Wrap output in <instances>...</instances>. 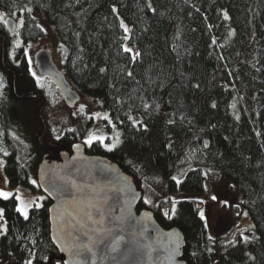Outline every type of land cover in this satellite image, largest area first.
I'll return each mask as SVG.
<instances>
[{
    "label": "trees",
    "instance_id": "16d2710c",
    "mask_svg": "<svg viewBox=\"0 0 264 264\" xmlns=\"http://www.w3.org/2000/svg\"><path fill=\"white\" fill-rule=\"evenodd\" d=\"M0 12L23 19V44L44 36L43 22L56 34L67 79L120 131L112 149L97 140L87 153L113 160L150 196L138 211L179 228L187 264H264V0H0ZM12 44L0 20V156L11 187L42 192L32 184L39 163L59 159L51 114L57 106L71 118L72 108L50 102L25 45ZM82 137L73 129L62 139L72 147ZM207 171L230 181L251 222L216 242L198 200L171 198L202 193ZM50 203L45 196L26 220L15 196L0 197V264H25L29 249L33 264H63Z\"/></svg>",
    "mask_w": 264,
    "mask_h": 264
},
{
    "label": "water",
    "instance_id": "95a60500",
    "mask_svg": "<svg viewBox=\"0 0 264 264\" xmlns=\"http://www.w3.org/2000/svg\"><path fill=\"white\" fill-rule=\"evenodd\" d=\"M5 20L10 21L6 29L14 37L16 18L8 15ZM35 63L73 108L81 93L56 65L51 50L39 49ZM37 184L51 201L50 237L63 264H187L183 259L185 239L179 228L163 227L150 209L138 211L143 192L133 177L110 158L87 153L83 142L74 143L70 151L59 154V159L45 154L38 165ZM86 212H91L92 220ZM85 231L103 243L91 251L80 248L81 243L89 242ZM75 235L80 239L73 240ZM120 237L123 239L113 252L111 243Z\"/></svg>",
    "mask_w": 264,
    "mask_h": 264
},
{
    "label": "rangeland",
    "instance_id": "374dc122",
    "mask_svg": "<svg viewBox=\"0 0 264 264\" xmlns=\"http://www.w3.org/2000/svg\"><path fill=\"white\" fill-rule=\"evenodd\" d=\"M3 18L6 19L8 14L0 12ZM3 21V20H2ZM20 19L17 18V30L13 37L12 48L21 47L25 45L24 51L27 54L26 57L30 62L31 72H35L37 82L47 91L49 100L53 105H57L61 101V94L58 88L53 82L42 76L34 64V54L37 50L42 48H48L52 51L53 60L56 65L62 69L63 55L59 51L58 39L53 30L46 23L43 22L45 29L44 36L38 41H33L28 44H23L19 36V28L21 26ZM73 88L74 85H72ZM52 113L54 120L51 124V129L54 137V144L59 149L58 153L64 151H70L72 147L68 143L64 142L62 136L69 130H77L83 137L79 142H83L87 147L90 144L88 140L101 141L105 147L112 149L120 140V131L114 127V131H109L107 124L109 117L106 111L102 110L99 105L81 93V98L78 103L72 108V117L64 114H57L58 107L55 106ZM56 115V116H55ZM111 122V121H110ZM102 139H97V138ZM5 155L0 156V190L7 191L12 195L10 197L19 196L18 207L23 205L30 209L34 205H42L45 198L44 193L39 191H33L23 185L11 187L7 181L5 175ZM212 196H216L217 199L213 200ZM43 197V199H40ZM190 197L195 198L201 203L200 214L207 224L209 235L213 237L216 242L221 238H225L232 228H237L238 231H245L251 225L248 215L245 211L240 209L239 195L232 187L230 181L213 174L210 171L206 172V185L202 193L191 194L187 196L181 192H177L171 195L173 201ZM144 205L146 208H151L152 199L150 196H144ZM149 201V202H146ZM246 214V215H245ZM0 226L5 227L4 217H0ZM2 234H0L1 237Z\"/></svg>",
    "mask_w": 264,
    "mask_h": 264
},
{
    "label": "snow or ice",
    "instance_id": "6c2138e0",
    "mask_svg": "<svg viewBox=\"0 0 264 264\" xmlns=\"http://www.w3.org/2000/svg\"><path fill=\"white\" fill-rule=\"evenodd\" d=\"M25 11L28 12V13H31L33 10L31 8H26ZM225 16L227 18V14H225ZM33 18H35V17H33ZM0 20H3V23L5 25H7L8 23H10V21L5 20L3 18V15L2 14H0ZM19 22H20V24H23L24 23L23 19H20ZM127 31H128V29L125 26V32H127ZM126 51L131 52L132 49L128 48V49H126ZM32 75L33 76H36V73L33 72ZM36 78L39 79V77H36ZM97 139H102V138H99L98 137ZM87 143L88 144H91L92 143V140H88ZM205 146H207V145H205ZM173 179H175V177H173ZM36 183H37L36 180H33L32 181V184L35 185ZM177 183H179V181H177ZM11 195L12 194L9 193V192H7V191L0 190V197H3L4 199H8ZM16 199L19 200L20 199L19 196H17ZM40 199H43V197H41ZM212 199L213 200H216L217 197L216 196H212ZM146 202H149V201H146ZM36 207L38 208V207H40V205H36ZM92 207H95V205H92ZM4 211L5 210L3 208H0V217H3L4 216ZM16 211H18L19 213H21L23 215L24 219L27 220L29 218V209H28V207L21 205V206H19L16 209ZM85 215H86V217H87L88 220H92V214H91V212H86ZM165 215H167V213H165ZM201 216H203V213H201ZM96 222L97 221H93V223H96ZM99 222L100 223L103 222L102 218H101V220ZM69 223H71V222H69ZM71 227L74 229L76 227V224H71ZM7 231H8L7 227L0 226V234H6ZM69 235L71 236L72 234L69 233ZM83 235L85 237H88V241L89 242H88V244L81 243L79 245V247L80 248H83V249H85L87 251H91L92 250V247H94L96 244L103 243L102 240H94L91 236H89V233L87 231L83 232ZM72 239L73 240H79L80 237H79V235H75V236H72ZM121 239H123V237H120L118 239H114V241L111 243V250L113 252L116 251L117 247L119 246V242H120ZM212 239H213V237L209 236V240H212ZM243 239H244L245 242H247L248 239H249V237L248 236H244ZM33 243L35 244L36 242L34 241ZM60 250L61 251H64L65 249L64 248H61ZM208 251H211V249H208ZM29 252H30V258L27 261H25V264H33V261L36 258V252L35 251H32L31 249H29ZM41 259H42V261H47L49 259V257L48 256H43Z\"/></svg>",
    "mask_w": 264,
    "mask_h": 264
},
{
    "label": "flooded vegetation",
    "instance_id": "af4514ba",
    "mask_svg": "<svg viewBox=\"0 0 264 264\" xmlns=\"http://www.w3.org/2000/svg\"><path fill=\"white\" fill-rule=\"evenodd\" d=\"M37 51H38V50H37ZM37 51H36V52H37ZM36 52H35V53H36ZM33 58H34V61H33V62H34V64H35L36 68H37V65H36V63H35V54H34V57H33ZM29 64H30V62H29ZM41 75H42V74H41ZM42 76L46 77L48 80H50V81L52 82V80L50 79L49 76H46V75H42ZM55 86H56V85H55ZM56 87H57V86H56Z\"/></svg>",
    "mask_w": 264,
    "mask_h": 264
}]
</instances>
